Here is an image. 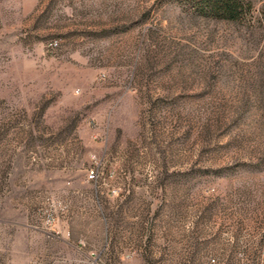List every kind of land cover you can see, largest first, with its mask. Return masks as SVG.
<instances>
[{
	"label": "rangeland",
	"instance_id": "obj_1",
	"mask_svg": "<svg viewBox=\"0 0 264 264\" xmlns=\"http://www.w3.org/2000/svg\"><path fill=\"white\" fill-rule=\"evenodd\" d=\"M250 1L0 0V264H264Z\"/></svg>",
	"mask_w": 264,
	"mask_h": 264
},
{
	"label": "trees",
	"instance_id": "obj_2",
	"mask_svg": "<svg viewBox=\"0 0 264 264\" xmlns=\"http://www.w3.org/2000/svg\"><path fill=\"white\" fill-rule=\"evenodd\" d=\"M195 12L202 16L231 22H243L253 12L250 0H188ZM264 19V8H263Z\"/></svg>",
	"mask_w": 264,
	"mask_h": 264
},
{
	"label": "built area",
	"instance_id": "obj_3",
	"mask_svg": "<svg viewBox=\"0 0 264 264\" xmlns=\"http://www.w3.org/2000/svg\"><path fill=\"white\" fill-rule=\"evenodd\" d=\"M98 177H99V172H98V170H97V167L94 166V167L90 170V172H89V178H90L91 180H96ZM131 256H132L131 254L128 255V257H131Z\"/></svg>",
	"mask_w": 264,
	"mask_h": 264
}]
</instances>
